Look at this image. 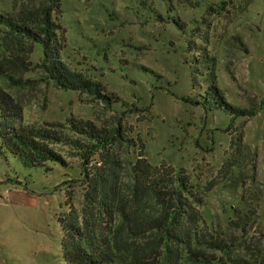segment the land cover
<instances>
[{"label":"rangeland","instance_id":"rangeland-1","mask_svg":"<svg viewBox=\"0 0 264 264\" xmlns=\"http://www.w3.org/2000/svg\"><path fill=\"white\" fill-rule=\"evenodd\" d=\"M25 3L0 0V14ZM61 6L62 62L116 103L58 88L41 71L24 73L17 86L1 80L22 108L19 123L59 125L85 145L69 121L102 133L118 127L123 140L110 149L126 169L138 155V140L152 166L173 168L203 193L191 237L169 244L178 264L264 262V0H61ZM2 41L0 32V58ZM41 59L38 45L30 60ZM206 80L240 112L213 109L211 99L195 104ZM54 148L65 165L26 168L1 150L0 264H65L57 218L70 195L80 208L73 181L98 156L65 144ZM239 214L250 218L240 227ZM188 247L206 259L187 258Z\"/></svg>","mask_w":264,"mask_h":264},{"label":"trees","instance_id":"trees-1","mask_svg":"<svg viewBox=\"0 0 264 264\" xmlns=\"http://www.w3.org/2000/svg\"><path fill=\"white\" fill-rule=\"evenodd\" d=\"M26 1L14 14H0L6 52L0 58V153L5 149L26 168L44 167L47 162L65 165L54 148L57 144L84 150L89 156L97 154L90 170L84 169L81 178L73 181L82 197L80 208L75 204L77 195H70L67 209L57 218L65 264H178V253L174 255L169 244L191 237V228L200 217L196 206L203 196L187 176L170 167L152 166L138 140V155L126 169L120 155L110 149L123 140L118 127L113 133H102L88 122L69 121L70 129L87 139L85 145L68 137L59 125L35 128L19 123L22 108L2 88L1 80L17 86L24 73L41 71L44 80L58 88L89 92L108 106L116 103L101 85L71 72L62 62L61 0ZM38 45L42 59L34 64L30 55ZM205 83L206 88L199 87L195 104L204 106L211 99L213 109L240 112L225 103L218 87L209 86L210 80ZM246 218L250 219L239 214L238 227ZM184 252L197 263L206 259L204 253L190 247ZM231 264L264 262L256 257L232 260Z\"/></svg>","mask_w":264,"mask_h":264}]
</instances>
